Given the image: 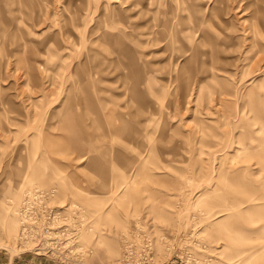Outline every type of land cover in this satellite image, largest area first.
I'll return each instance as SVG.
<instances>
[{
	"label": "rangeland",
	"instance_id": "374dc122",
	"mask_svg": "<svg viewBox=\"0 0 264 264\" xmlns=\"http://www.w3.org/2000/svg\"><path fill=\"white\" fill-rule=\"evenodd\" d=\"M130 246L264 264V0H0V255Z\"/></svg>",
	"mask_w": 264,
	"mask_h": 264
},
{
	"label": "built area",
	"instance_id": "2783aa9c",
	"mask_svg": "<svg viewBox=\"0 0 264 264\" xmlns=\"http://www.w3.org/2000/svg\"><path fill=\"white\" fill-rule=\"evenodd\" d=\"M26 220L28 221V219ZM48 233L51 234L52 231H48ZM115 264H157V262L152 259L148 261L146 257L139 255L134 247L130 246L126 248L123 258Z\"/></svg>",
	"mask_w": 264,
	"mask_h": 264
},
{
	"label": "bare ground",
	"instance_id": "6f19581e",
	"mask_svg": "<svg viewBox=\"0 0 264 264\" xmlns=\"http://www.w3.org/2000/svg\"><path fill=\"white\" fill-rule=\"evenodd\" d=\"M14 220V219H13ZM17 226V223H16V221H12V220H9V221H7L6 222V224H4L3 225V232H2V235L4 236V237H10L11 236V234L14 232V229H15V227ZM39 243H37L36 245H38ZM41 244H43V243H41ZM43 246V245H42ZM44 247H45V251H47L46 249H47V247L48 246H46L45 244H44ZM43 250V249H42ZM37 254H40V253H37Z\"/></svg>",
	"mask_w": 264,
	"mask_h": 264
},
{
	"label": "crops",
	"instance_id": "0c3cea01",
	"mask_svg": "<svg viewBox=\"0 0 264 264\" xmlns=\"http://www.w3.org/2000/svg\"><path fill=\"white\" fill-rule=\"evenodd\" d=\"M15 259L10 258V259H4L2 255H0V264H14Z\"/></svg>",
	"mask_w": 264,
	"mask_h": 264
}]
</instances>
